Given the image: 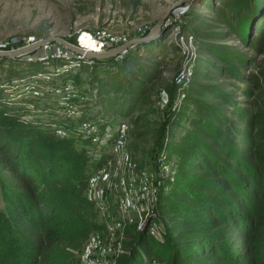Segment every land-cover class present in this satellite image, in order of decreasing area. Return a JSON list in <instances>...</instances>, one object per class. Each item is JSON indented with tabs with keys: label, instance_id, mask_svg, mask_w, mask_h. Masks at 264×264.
I'll return each mask as SVG.
<instances>
[{
	"label": "rangeland",
	"instance_id": "374dc122",
	"mask_svg": "<svg viewBox=\"0 0 264 264\" xmlns=\"http://www.w3.org/2000/svg\"><path fill=\"white\" fill-rule=\"evenodd\" d=\"M176 1L0 0V50L54 36L80 47L78 40L84 35L105 32L120 38L119 45L142 39L109 58L120 66L125 64L124 57L132 56L151 72L148 102L129 115L99 113L94 77L102 78L107 70H114L113 62H98L103 58H88L59 42L18 57H0V61L6 58L0 62L5 103L20 107L24 119L54 140L41 148V154L48 156L63 142L66 145L60 147L68 145L70 158L77 159L74 168H85L90 174L84 195L93 206L86 211L91 229L81 247L72 250L69 264H119L128 250L129 229L145 231L152 224L159 227L155 239H164L166 218L158 198L178 180L180 166L169 147L187 128L186 118L178 120L185 91L200 82L216 83L239 94L234 80L214 73V65L221 66L215 55L218 50L255 56L256 64L264 57L243 44L226 23L220 0L184 2L156 28ZM46 54L68 56L45 58ZM129 67L135 71L133 64ZM208 71L211 78L205 76ZM175 112V123L167 124ZM11 222L0 189V264L7 254L3 234ZM151 264L165 263L153 259Z\"/></svg>",
	"mask_w": 264,
	"mask_h": 264
},
{
	"label": "trees",
	"instance_id": "16d2710c",
	"mask_svg": "<svg viewBox=\"0 0 264 264\" xmlns=\"http://www.w3.org/2000/svg\"><path fill=\"white\" fill-rule=\"evenodd\" d=\"M220 1L226 23L262 55L264 0ZM215 55L221 66L214 73L234 80L239 94L200 82L185 91L181 114L166 122L178 114L187 128L169 147L178 180L158 198L165 237L129 229L119 264H264V57L256 64L246 54ZM123 60L120 66L115 58L96 60L117 67L94 77L99 113L129 115L149 101L151 72L132 56ZM4 94L0 88V189L12 222L3 234L2 264H69L91 229L86 211L93 206L84 195L90 174L74 168L77 159L63 142L41 154L53 138L6 104Z\"/></svg>",
	"mask_w": 264,
	"mask_h": 264
},
{
	"label": "water",
	"instance_id": "95a60500",
	"mask_svg": "<svg viewBox=\"0 0 264 264\" xmlns=\"http://www.w3.org/2000/svg\"><path fill=\"white\" fill-rule=\"evenodd\" d=\"M187 1H191V0H177L175 3H173L169 8L168 11L166 12V14L163 16V18L159 21L158 25L156 26V28H158L162 22L164 21L165 18H167L169 16V14L171 13V11L176 8L177 6L183 4L184 2ZM142 39H132L129 40L119 46H116L108 51H94V50H89V49H85L83 47H78L72 43H70L69 41L65 40L62 37L59 36H54V37H49V38H45V39H40L36 42H31L26 46L23 47H19L13 50H0V57H18L21 56L23 54L26 53H30L32 51H34L35 49H37L38 47H41L43 45H46L48 43L51 42H59L60 44H63L66 48H70L73 51L79 53V54H83L88 58H98V59H104V58H109V57H115L120 55L121 53L125 52L128 50L129 47H131L132 45H134L135 43L141 41Z\"/></svg>",
	"mask_w": 264,
	"mask_h": 264
},
{
	"label": "built area",
	"instance_id": "2783aa9c",
	"mask_svg": "<svg viewBox=\"0 0 264 264\" xmlns=\"http://www.w3.org/2000/svg\"><path fill=\"white\" fill-rule=\"evenodd\" d=\"M88 36H90V38L93 39L94 41H96V43H97V46H98L99 50H94V51H104V49H106L108 47H112V46L117 45V44L119 45L120 43L123 42V41L121 42L120 38L115 37V36H110V35L106 34L105 32L100 34L99 36H93V35H90V34H88ZM78 41H79V45H81L80 47L86 48V46L81 42V39L78 40ZM31 42H36V41L34 39H30L29 43H31ZM44 46L47 47L48 45L46 44ZM64 50H66V49H64ZM59 53H62V50H59ZM55 56L61 57V58H65V57L68 56V54H46L44 57L45 58H50V57L53 58ZM85 126H87V124H85ZM118 140L119 139H117L116 143L113 145V148H114L115 151H118V148H119ZM149 230H150L149 232L153 236H155L156 238H159V236H158L159 227H155V226L153 227V225L151 224V226L149 227Z\"/></svg>",
	"mask_w": 264,
	"mask_h": 264
},
{
	"label": "bare ground",
	"instance_id": "6f19581e",
	"mask_svg": "<svg viewBox=\"0 0 264 264\" xmlns=\"http://www.w3.org/2000/svg\"><path fill=\"white\" fill-rule=\"evenodd\" d=\"M83 39V40H82ZM81 42L86 46L85 49L89 50H99L96 41L90 38L88 35H84V38L82 37Z\"/></svg>",
	"mask_w": 264,
	"mask_h": 264
}]
</instances>
